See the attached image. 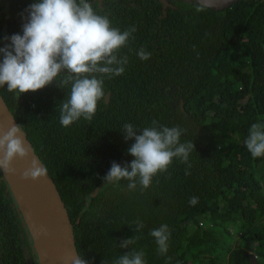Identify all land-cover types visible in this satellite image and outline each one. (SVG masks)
<instances>
[{"label":"trees","instance_id":"16d2710c","mask_svg":"<svg viewBox=\"0 0 264 264\" xmlns=\"http://www.w3.org/2000/svg\"><path fill=\"white\" fill-rule=\"evenodd\" d=\"M164 1L88 0L112 27L136 29L118 52L128 58L126 70L105 77L92 120L60 124L71 85L61 87L59 77L19 97L0 87V95L47 166L76 251L90 264H114L132 249L144 251L146 264H251L253 256L264 264V157L253 158L244 144L250 126L264 124V0L221 9L199 0ZM34 2L0 0V48L10 44L5 37L22 35ZM141 48L151 52L146 61L137 55ZM154 120L184 130L181 142L195 146L191 168L174 158L146 189L137 182L129 190L121 180L92 196L112 162L134 159L127 151L134 140H124L122 126L142 130ZM193 196L196 205L189 204ZM137 219L144 223L139 233ZM162 224L170 229L165 255L150 235ZM137 235L128 249L119 247ZM0 264H39L2 173Z\"/></svg>","mask_w":264,"mask_h":264},{"label":"clouds","instance_id":"9594fccd","mask_svg":"<svg viewBox=\"0 0 264 264\" xmlns=\"http://www.w3.org/2000/svg\"><path fill=\"white\" fill-rule=\"evenodd\" d=\"M198 8L197 11H202ZM27 20L22 25V35L5 37L10 40L0 48V87L8 92H36L60 78L61 87L71 85L69 98L60 108V124L69 127L83 118L92 120L97 102L105 97L104 79L122 75L128 63L126 56H118L121 48L127 46L132 26L124 31L111 26L106 15L98 14L88 0H36L29 5ZM139 59L148 60L151 52L144 48L137 52ZM125 141L134 140L128 153L134 157L130 163L121 166L112 162L102 178L107 183L127 180L129 190H135L137 182L148 188L158 173H164L179 158L191 168L189 156L195 146L191 141L181 142L183 129L167 127L152 121L151 126L137 130L131 123L122 126ZM244 144L253 158L264 157V124L253 123ZM32 149L26 143L22 126L12 124L7 131L0 132V173L16 175L14 161L28 162ZM48 168L38 158H33L20 172V179L36 182L47 177ZM186 175L190 172L186 171ZM199 198L193 196L190 205H196ZM135 231L144 228L142 220L134 221ZM41 227L37 235L46 233ZM158 252L165 255L169 249L170 229L167 224L151 230ZM140 236L124 239L119 247L128 249ZM70 264H90L82 255L75 253L68 257ZM114 264H146L145 253L132 249L114 261Z\"/></svg>","mask_w":264,"mask_h":264},{"label":"water","instance_id":"95a60500","mask_svg":"<svg viewBox=\"0 0 264 264\" xmlns=\"http://www.w3.org/2000/svg\"><path fill=\"white\" fill-rule=\"evenodd\" d=\"M236 1L238 0H199L204 6L220 9ZM163 2L165 1L163 0ZM108 99L109 94L106 95L105 102H108ZM180 105L183 109L182 102ZM13 123L17 124L0 95V132L7 131ZM25 139L32 149V153L29 154L28 158V162H30L33 155L36 158L38 156L34 153L26 135ZM28 162L14 161L13 166L18 169L17 174L8 176L2 173V175L32 238L39 264H70L68 257L74 255L77 251L73 226L66 207L48 174L47 177L36 182L20 179V172L28 165ZM108 184L111 183L103 182L94 190L92 196ZM41 227L46 228L47 231L37 235ZM251 264H258L254 256L251 257Z\"/></svg>","mask_w":264,"mask_h":264},{"label":"rangeland","instance_id":"374dc122","mask_svg":"<svg viewBox=\"0 0 264 264\" xmlns=\"http://www.w3.org/2000/svg\"><path fill=\"white\" fill-rule=\"evenodd\" d=\"M232 140H234V139L232 138Z\"/></svg>","mask_w":264,"mask_h":264}]
</instances>
